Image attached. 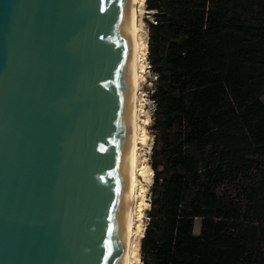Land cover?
I'll use <instances>...</instances> for the list:
<instances>
[{"label":"water","instance_id":"water-1","mask_svg":"<svg viewBox=\"0 0 264 264\" xmlns=\"http://www.w3.org/2000/svg\"><path fill=\"white\" fill-rule=\"evenodd\" d=\"M134 0H0V264H123Z\"/></svg>","mask_w":264,"mask_h":264},{"label":"trees","instance_id":"trees-1","mask_svg":"<svg viewBox=\"0 0 264 264\" xmlns=\"http://www.w3.org/2000/svg\"><path fill=\"white\" fill-rule=\"evenodd\" d=\"M145 5L156 79L142 264H264V0Z\"/></svg>","mask_w":264,"mask_h":264},{"label":"rangeland","instance_id":"rangeland-1","mask_svg":"<svg viewBox=\"0 0 264 264\" xmlns=\"http://www.w3.org/2000/svg\"><path fill=\"white\" fill-rule=\"evenodd\" d=\"M145 1L142 4L138 5V13H137V25L139 27V44H140V56L142 57V70L143 72L140 74L142 78L139 80V90H138V98L139 105L141 106V124L145 128L147 143L143 146V150L141 152V168H145L146 173L140 176L141 183V200L138 206V212L140 213V218L138 219V223L136 225V236L133 239V247H134V257L133 261L135 264H142L141 257V240L144 236L145 229L148 223V210L150 209L151 202V186L153 183L154 171L151 167L150 161L153 152V145L155 142V130L152 128L154 123V110H155V102L151 97V94L155 87V79L156 76L152 69L150 68V62L148 59V51H149V32H148V23L147 18H150L148 11L146 9ZM141 70V71H142ZM264 98V97H263ZM196 233L200 231V221L196 222L195 225Z\"/></svg>","mask_w":264,"mask_h":264},{"label":"bare ground","instance_id":"bare-ground-1","mask_svg":"<svg viewBox=\"0 0 264 264\" xmlns=\"http://www.w3.org/2000/svg\"><path fill=\"white\" fill-rule=\"evenodd\" d=\"M144 0H134V38L131 50V72L134 78L133 97L134 102L131 110V176L129 178V195L126 205V227L123 239V264H135L133 261L134 247L133 239L137 233V223L140 218L138 206L141 198L140 176L146 173L145 168H141V152L147 143V136L144 126L141 124V106L139 105L138 90L140 75L142 70V57L140 56L139 27L137 25L138 5ZM142 70V71H141Z\"/></svg>","mask_w":264,"mask_h":264}]
</instances>
